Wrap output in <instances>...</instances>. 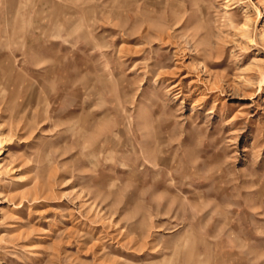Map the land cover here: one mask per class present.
<instances>
[{
    "label": "rangeland",
    "instance_id": "rangeland-1",
    "mask_svg": "<svg viewBox=\"0 0 264 264\" xmlns=\"http://www.w3.org/2000/svg\"><path fill=\"white\" fill-rule=\"evenodd\" d=\"M0 264H264V0H0Z\"/></svg>",
    "mask_w": 264,
    "mask_h": 264
}]
</instances>
